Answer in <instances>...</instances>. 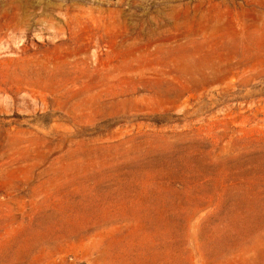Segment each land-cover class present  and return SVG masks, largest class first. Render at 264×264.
I'll return each instance as SVG.
<instances>
[{"label": "rangeland", "instance_id": "1", "mask_svg": "<svg viewBox=\"0 0 264 264\" xmlns=\"http://www.w3.org/2000/svg\"><path fill=\"white\" fill-rule=\"evenodd\" d=\"M0 264H264V0H0Z\"/></svg>", "mask_w": 264, "mask_h": 264}]
</instances>
